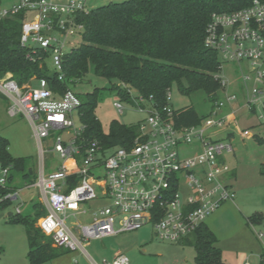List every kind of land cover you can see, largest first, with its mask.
<instances>
[{"label": "built area", "instance_id": "built-area-1", "mask_svg": "<svg viewBox=\"0 0 264 264\" xmlns=\"http://www.w3.org/2000/svg\"><path fill=\"white\" fill-rule=\"evenodd\" d=\"M88 10L81 0H15L0 5V18L28 12L30 16L22 23L20 45L32 53L37 49L48 52L50 65L62 79V56L72 46L69 38L80 36L83 28L76 23V14ZM204 45L218 53L221 63L235 62L243 67V105L255 111L259 104L264 113V0H252L247 7L231 12H213L205 27ZM27 57L34 59L29 54ZM220 82L224 90L226 82L221 77ZM118 86L127 97L120 99L146 115L138 123L131 145L102 148L96 139L84 137L81 100L71 89L60 94L43 78L22 86L10 74L0 79V92L9 101L8 114L25 116L38 146L35 185L46 213L38 219L37 227L52 239L53 246L79 249L91 264L97 263L85 251L84 242L151 224L158 238L179 243L235 198L234 190L224 181L231 171L226 155L234 152L231 134L213 140L209 132L236 123V108L232 107L239 100L236 93L217 97L199 124L179 126L169 104L158 109L139 94L133 97L124 83ZM170 96L169 91L167 101ZM113 105L123 113L120 101ZM227 107L228 111L222 113ZM258 118L264 123V114ZM44 138L51 140V150L61 160L47 173ZM10 171V166L0 163V189L7 188ZM18 193V189L7 192L0 201H14ZM93 201L108 203L87 208ZM81 215L90 218L82 223L68 222L69 217L77 219ZM255 236L261 244L258 259L264 264V233L256 231ZM101 264H129V260L125 254L116 253ZM244 264L251 262L247 259Z\"/></svg>", "mask_w": 264, "mask_h": 264}, {"label": "trees", "instance_id": "trees-1", "mask_svg": "<svg viewBox=\"0 0 264 264\" xmlns=\"http://www.w3.org/2000/svg\"><path fill=\"white\" fill-rule=\"evenodd\" d=\"M252 0H121L89 8L87 13L76 14L75 21L83 26L80 42L64 53L61 61L62 79L49 67V53L32 50L20 45L22 23L30 14L19 11L9 17L0 18V79L11 75L19 86L33 84L38 79L47 80L49 86L62 94L71 89L93 68L97 76L124 83L158 109L167 101V92L173 85L178 91L189 95L201 90L212 107L221 90L220 72L222 63L215 50L204 45L205 27L213 12H231L250 5ZM0 0V5H4ZM34 59H29L27 55ZM110 89L124 100L127 97L119 86ZM72 90V89H71ZM81 100L80 121L85 124L84 137L96 139L102 148L112 145H131L137 136L138 127L111 122L107 133L103 132L95 116L97 97L95 88L81 95L72 90ZM0 92V98H3ZM129 102L133 103L131 100ZM208 115V114H207ZM207 115L199 116L192 106L174 110V120L179 126L197 125ZM264 126V123H263ZM256 140L264 143L262 136ZM8 143L0 136V163L11 170L22 172L28 180L34 170L25 172V159L14 158L8 152ZM264 174V164L260 165ZM14 175L10 173L7 188L0 189V196L16 191ZM32 181L30 183H34ZM11 200L0 201L6 207ZM33 217L9 214V221L22 223L26 228L28 252L31 264H41L59 256L63 251L52 245V239L35 225L46 213L41 202L34 203ZM262 216L255 214L247 218L250 223H259ZM186 243L194 248V264H227L222 259L221 249L212 230L201 224Z\"/></svg>", "mask_w": 264, "mask_h": 264}, {"label": "rangeland", "instance_id": "rangeland-1", "mask_svg": "<svg viewBox=\"0 0 264 264\" xmlns=\"http://www.w3.org/2000/svg\"><path fill=\"white\" fill-rule=\"evenodd\" d=\"M15 0H4V5ZM66 2L68 0H57ZM87 8L104 5L112 1L121 0H81ZM80 36L69 38L72 46L80 42ZM49 67L53 70L49 63ZM242 66L235 62L222 63L219 74L226 82L224 90L217 92L218 98L233 92L241 82ZM245 70V69H244ZM33 84H36L34 81ZM111 84L118 86V82H109L106 78L97 76L90 66L89 71L71 89L81 94L91 93L95 88L100 90L97 97L95 116L101 124L103 132L107 133L111 122L116 121L126 126L138 125L145 118L146 112L139 110L136 106L128 104L120 99L117 92L110 89ZM251 83H248L249 87ZM264 87V81H263ZM243 92L246 91L245 87ZM168 101L173 110L186 106H192L199 116L209 114L212 103L208 96L201 90L189 95L178 91L176 85L171 90ZM132 96L136 93L132 90ZM246 92H244L245 94ZM246 95V94H245ZM120 101L124 107L123 113H119L113 102ZM238 101L232 107L237 109L235 113L237 121L224 129H214L209 132V137L220 139L228 134L234 146V153L226 155L233 172H228L224 181L232 185L235 192L233 201L225 202L217 211L205 219V223L212 229L217 238L216 245L221 249L225 261H232L243 255L253 254L252 258L261 252L260 243L255 237L256 231L264 233V174L260 173V165L264 163V143L258 142L256 136H262L263 123L258 116L264 114L259 104L253 113L247 107L242 108ZM243 105V104H242ZM9 101L0 98V136L6 139L9 154L14 158L25 159V172L30 168L34 170L28 180L22 178V172L11 170L14 175L13 185L18 188V198L6 207L0 206V264H31L27 258L28 243L26 228L22 223L9 221V214H15L19 209L21 217H33L34 203L39 201V190L35 185L38 177V146L33 136L30 123L24 115L17 113L10 116L7 112ZM148 108L149 105L146 104ZM229 108V107H227ZM227 108L222 110L226 113ZM50 139L44 138V166L46 173L58 164L61 160L56 152L50 147ZM100 173V170L98 171ZM35 181L34 183H30ZM108 202L93 201L88 203L87 208L103 206ZM91 210L88 209V212ZM255 214L262 216L259 223H250L248 217ZM88 215L68 218V222L88 221ZM39 219V218H38ZM38 219L35 223L37 226ZM61 254L50 261L41 264H91L84 253L79 249L69 250L61 248ZM85 251L97 263L104 260L110 261L116 253H123L127 256L129 264H194V248L186 243V240L179 243H171L158 238L151 224L133 232H125L116 236L107 237L101 240H89L84 242Z\"/></svg>", "mask_w": 264, "mask_h": 264}, {"label": "crops", "instance_id": "crops-1", "mask_svg": "<svg viewBox=\"0 0 264 264\" xmlns=\"http://www.w3.org/2000/svg\"><path fill=\"white\" fill-rule=\"evenodd\" d=\"M243 85H242V83L240 82L237 86H236V88H235V90L233 91V92H229V93H236L237 95H238V101L241 103V105L240 106H242V108H244L245 106L244 105H242V104H244V98H245V94H244V92H246V91H244L243 92V88H241ZM244 87V86H243ZM263 89H264V87H263ZM228 109L229 108H227V110H226V112L228 111ZM236 112H237V109H236ZM250 113H253L254 111L253 110H251V111H249ZM233 135H231V137H232ZM236 151V150H235ZM234 151V152H235ZM233 152V153H234ZM232 153V154H233ZM264 164V163H263ZM234 171V168H232L231 167V171L230 172H233ZM230 187L232 188V185H230ZM233 189V188H232ZM11 214V213H10ZM204 224H206L205 222H204ZM207 225V224H206ZM208 226V225H207ZM209 227V226H208ZM210 228V227H209ZM211 229V228H210ZM212 230V229H211ZM213 232V231H212ZM256 237V236H255ZM258 240V239H257ZM259 241V240H258ZM260 243V242H259ZM260 248H261V244H260ZM221 254H222V251H221ZM254 255L253 254H250V255H243V256H241V257H239V258H236L235 260V263L234 264H244L245 263V261L247 260V259H249L250 260V262H251V264H260V262H259V259H258V255H256L255 257H256V259L255 258H252ZM222 259H224V257H223V254H222ZM225 261V260H224ZM227 264H233V262L231 261L230 262V260H229V262H227V261H225Z\"/></svg>", "mask_w": 264, "mask_h": 264}]
</instances>
